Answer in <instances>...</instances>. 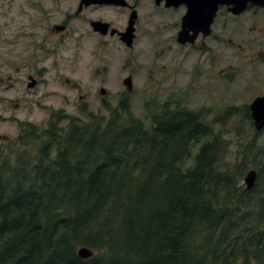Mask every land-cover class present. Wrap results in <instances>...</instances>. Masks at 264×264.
I'll return each instance as SVG.
<instances>
[{
  "label": "trees",
  "instance_id": "16d2710c",
  "mask_svg": "<svg viewBox=\"0 0 264 264\" xmlns=\"http://www.w3.org/2000/svg\"><path fill=\"white\" fill-rule=\"evenodd\" d=\"M126 99L103 126L62 110L41 133L22 123L25 146L42 140L0 164V264H264V183L218 167L201 111L165 101L147 123Z\"/></svg>",
  "mask_w": 264,
  "mask_h": 264
},
{
  "label": "rangeland",
  "instance_id": "374dc122",
  "mask_svg": "<svg viewBox=\"0 0 264 264\" xmlns=\"http://www.w3.org/2000/svg\"><path fill=\"white\" fill-rule=\"evenodd\" d=\"M77 2L67 0L57 4L52 20L61 21L62 12L72 14ZM31 5L29 8L24 0H0V70L4 74H13L14 69L2 66V23L7 24L8 28H14L20 20L42 17L40 9L35 8L38 4ZM89 11L70 19V29L74 33L72 38L76 39L74 43L79 48H73V39H70L67 44L70 46L59 50L54 61L47 59L50 71L45 78L50 81L48 88L53 95L39 96L41 85L32 90L25 88L19 81L11 83L6 92H0V98L10 101L6 110L0 104V164L5 168L13 166L18 153L33 156L34 147L42 140L39 137L25 146L24 137L20 134V122L35 126L41 133L49 129L47 122L50 120V112L62 109L84 121L90 114L103 126L112 115L109 110L126 96V103L133 116L148 123L149 112L158 109L165 101L179 100L188 109L201 111L202 121L208 125L210 132L220 135L223 155L218 167L236 173L238 177L235 185H244L243 177L247 170L255 169V184L261 187V183H264V132L254 133L248 110L249 103L264 79V60L257 52L258 40L261 38L254 40L244 33L238 39V34H232V31H221V40L213 43L207 36L203 44H209L213 50L208 59L207 52L201 50V41L194 42L190 47L175 44L173 29L168 28L163 33L160 29L161 20L154 18L150 22L149 37L143 36L141 32L133 47L125 48L112 38L104 39V44L99 46V39L84 24L86 16H105L115 26L120 16L112 13L109 8L94 13ZM251 13L246 12L242 16V29L247 28ZM226 19L223 18V22ZM173 21H177L178 25L179 19H165L168 26ZM229 37L242 43L243 47L229 44ZM42 64L39 62L38 68ZM127 75L132 77L130 91L122 84V79ZM17 79H21L18 72ZM64 79L74 82L77 88L72 89ZM99 87H104L106 93L100 95ZM16 104H19L18 108H15ZM59 124L61 126L57 128L60 136L67 129L66 119ZM206 140L211 141L212 134L198 143ZM197 145L192 148L186 165L191 163Z\"/></svg>",
  "mask_w": 264,
  "mask_h": 264
},
{
  "label": "flooded vegetation",
  "instance_id": "af4514ba",
  "mask_svg": "<svg viewBox=\"0 0 264 264\" xmlns=\"http://www.w3.org/2000/svg\"><path fill=\"white\" fill-rule=\"evenodd\" d=\"M24 1L28 3L29 8H31V4H38L35 5V8L40 9L43 16L40 18L20 20L17 27L15 25L14 28L11 26L8 28V26H6L7 24L5 25L4 22L2 23V66L8 67L9 69L13 68L14 73L4 74L0 70V87H2L0 92H6L11 83L19 81L25 88L32 90L37 89L38 86L41 85L39 88L42 90L39 96L47 97L53 95L52 90L48 88V82L50 81L45 78L46 73L50 71L47 65V59L51 58V61H54V56L58 54L59 50L70 46H67V44L70 39H73L72 34H74L70 29V19L82 15V13L87 10H90L89 13H94L98 12L99 9L109 8L112 13L120 16V18L117 19L119 21H116L117 26H115L111 20H107L105 16H86L84 24H86L87 27L89 26L87 30H91L95 38L99 39V46L104 44V39L112 38L125 48H131L134 46L141 32L143 36L149 37L150 22L152 19L158 18L161 20L160 29L163 33H165L168 28L173 29V41H175V44L180 46L188 45L190 47L194 42L201 41V50L202 52H207L208 59L210 55L213 54V50L210 48L209 44L204 46L203 40L207 36H203L200 30L191 43H188V41H177V35L182 28V18L187 12V5L183 0H177V3H171L167 0H145V2L144 0H112L99 2L78 0L75 11L72 14L62 12L61 15L63 18L58 22L52 20L54 17V10L57 4L67 2V0ZM193 2L201 4V9H199L197 4H194L196 13H200V10L205 11L208 9L203 1L193 0ZM40 3H46V5H41ZM216 8L210 25V34L208 35L211 41L213 43L220 41L221 31H232V34H238V39H241L244 33L249 34L250 38L254 40L261 38L258 40L259 48L257 52L260 58L264 60V6L248 3L243 10L239 9L237 11V8H233L232 3H218ZM246 12L253 13L250 15L247 28L242 29V23L244 22L242 16ZM223 18L227 19L223 22ZM165 19H179V23L177 25V21H173L168 26ZM95 21H101L105 23L107 27L104 29H97L94 25ZM231 24L234 25L232 26ZM219 27L221 30H219ZM32 32L35 34H32ZM38 32L39 36H37ZM192 32L193 31L190 29L187 35H190ZM76 37L79 36L76 35ZM75 41L76 39H73L71 46L73 48H79L75 46ZM128 41L131 42V45H127ZM227 42L238 48L243 47L242 43L230 37L227 38ZM36 48L40 50V53ZM39 62L43 63L41 68H38ZM17 72L20 73V80L17 79ZM64 81L72 89L77 88L74 82L69 79H64ZM262 95H264V79L255 97ZM78 97L80 98L81 96L79 95ZM0 104L4 105V110H6L7 105H10V101L1 97ZM18 105L19 104H16L15 108H18ZM260 130V132H264V127H261Z\"/></svg>",
  "mask_w": 264,
  "mask_h": 264
},
{
  "label": "water",
  "instance_id": "95a60500",
  "mask_svg": "<svg viewBox=\"0 0 264 264\" xmlns=\"http://www.w3.org/2000/svg\"><path fill=\"white\" fill-rule=\"evenodd\" d=\"M99 1H112V0H92V2H99ZM167 1L171 3H177V0H167ZM197 1H203L207 6L206 8L208 9H206L205 11L200 10V13L199 12L196 13L194 9V4H197L199 6V9H201V4L194 3L193 0H183V2H185V4L187 5V12L182 18V29L179 31L177 35V41L179 42H185V41L193 42L199 30L202 32L203 36L208 35L210 33V24L212 22L214 12L217 9L216 7L218 3H224V4L232 3L233 8H237V11L239 9L243 10L248 3L264 6V0H216V1L197 0ZM94 25L96 26L97 29H104L105 27H107V25L105 23H102L101 21H95ZM190 29L193 32L190 35H187ZM130 41L127 42L128 43L127 45L131 44ZM123 84L125 85L127 90H130L132 87L131 77L127 76L126 78H124ZM104 92L105 90L101 88L100 93L103 94ZM249 109H250V116L253 119L255 129L259 130L261 127H264V95L255 97L252 100V102L249 104ZM256 176L257 173L255 169H249L245 173L243 177L245 188L250 189L254 186ZM77 254L81 258L86 259L91 257L92 250H90L87 247L81 246L78 248Z\"/></svg>",
  "mask_w": 264,
  "mask_h": 264
}]
</instances>
